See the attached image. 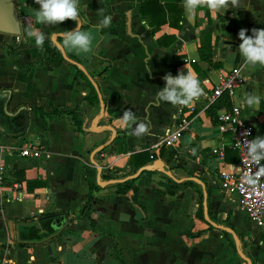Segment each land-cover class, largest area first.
<instances>
[{
    "label": "crops",
    "instance_id": "obj_1",
    "mask_svg": "<svg viewBox=\"0 0 264 264\" xmlns=\"http://www.w3.org/2000/svg\"><path fill=\"white\" fill-rule=\"evenodd\" d=\"M158 1L165 10L160 17L155 16L158 14L154 10L153 14L141 13L144 0H80L81 30L92 34L91 51L69 50L63 45V37H58L67 55L80 63L98 85L105 109L97 127L111 125L116 130L113 142L94 156L101 167L99 174L91 162V152L107 142L112 132L87 130L100 111L96 90L98 102L95 98L88 100L94 95L89 79L82 78L79 69L65 60L58 66L51 65L43 44L36 45L27 35L29 29L39 28L45 33L44 43L55 46L52 35L70 31L77 21L66 20L58 26L39 24L35 19L39 5L34 0H15L21 34L0 32V89L6 90L0 120L7 121L9 126L12 123L13 132L0 131V138L11 146L33 138L44 153L37 159L10 158L7 183L20 185L23 196L0 201V264H178L175 254L185 251L183 243L174 244V198L187 193L188 188L168 194L165 176L178 177L179 182L198 181L204 219L212 212L211 206L236 208L243 214L237 197L224 196L219 189V169L231 170L238 163L225 160L226 149H233L230 136L216 128L207 107L201 104L188 111L190 124L180 132L178 143L164 147L174 152L169 162L161 159L164 169L142 172L136 178L137 203L132 191L119 194L115 184L90 192L91 186L98 185L99 177L107 181L104 174L126 178L136 173L130 163L131 155L159 151L155 148L160 140L176 131L180 105L157 100L163 77L169 72L175 77L180 72L194 71L204 90L212 88L231 69L242 67L244 83L237 89L235 100L244 119L254 125V136H264V65L244 67V58L238 53L241 29L251 35L252 29L264 28V0H238L224 14L215 15L206 6L207 0H201L193 16L186 14L184 0ZM105 16L112 17L107 27L101 23ZM163 17V23L151 34L153 18L158 21ZM206 35L211 38L213 66L199 56ZM8 91L12 93L8 111L28 110L29 122L24 133H20L23 109L15 117L3 113ZM246 93L259 95V104L244 106ZM60 108L81 109L80 127L72 114L50 113ZM126 111L133 113L135 119L125 123ZM141 125L146 129L143 133L138 132ZM217 149L224 151V163L216 161ZM152 163L144 167H151ZM90 196L92 208L81 213ZM60 213L68 214L67 226L57 236L41 241L54 233L50 216ZM9 220L13 226L31 223L19 226L20 239L40 242L12 239ZM249 229L253 232L248 248L250 262L264 264V225L253 222Z\"/></svg>",
    "mask_w": 264,
    "mask_h": 264
},
{
    "label": "built area",
    "instance_id": "obj_2",
    "mask_svg": "<svg viewBox=\"0 0 264 264\" xmlns=\"http://www.w3.org/2000/svg\"><path fill=\"white\" fill-rule=\"evenodd\" d=\"M244 78L242 67H235L220 76L212 88L204 89L203 93L189 104L180 105L177 108L176 131L164 136L155 149L174 147L178 143L180 132L187 130L190 124L188 111H193L199 104L208 107L223 92H226L231 99L232 107L231 109L222 108L218 111L219 124L216 128L221 133H227L230 136V146L237 151L239 161L237 166L231 170L219 169V189L224 196L237 197L239 210L249 220L258 225H264V176H260L255 185L248 184L245 179L248 174L255 175L259 165L251 162L245 147L247 141L255 138L254 125L244 119L242 108L235 100L237 89L243 85ZM214 152L216 161L224 163V151L217 149ZM43 153L39 142L33 138L23 139L18 146H11L0 138V201L18 200L23 196L20 185L7 183L10 158L37 159ZM260 165H262V160Z\"/></svg>",
    "mask_w": 264,
    "mask_h": 264
},
{
    "label": "clouds",
    "instance_id": "obj_3",
    "mask_svg": "<svg viewBox=\"0 0 264 264\" xmlns=\"http://www.w3.org/2000/svg\"><path fill=\"white\" fill-rule=\"evenodd\" d=\"M238 0H207L206 6L213 14L223 13L229 6L237 4ZM39 8L35 10V19L42 25H56L65 20L78 21V27L72 31H63V45L69 50L78 53H88L92 47V34L88 31H82L80 27V0H34ZM201 0H184L183 7L188 16L196 14L200 7ZM112 21L111 16H105L102 20V26L107 27ZM147 24V21L144 22ZM245 29L238 32V38L241 41L238 46V53L244 58V67L264 65V28L252 29L251 35H246ZM29 38L35 41L36 45H42L45 41V33L39 28L29 29L27 32ZM164 85L159 88L157 100L169 102L173 105H187L193 99L203 93L201 81L194 71L180 72L175 77L166 73L163 77ZM261 97L256 94L246 93L243 97V105L253 107L259 104ZM134 114L126 111L123 115L125 123L134 120ZM141 125L139 133L145 131ZM247 156L251 162L259 165L255 175L248 174L246 182L255 185L260 176H264V165L260 161L264 159V136H257L246 142Z\"/></svg>",
    "mask_w": 264,
    "mask_h": 264
},
{
    "label": "rangeland",
    "instance_id": "obj_4",
    "mask_svg": "<svg viewBox=\"0 0 264 264\" xmlns=\"http://www.w3.org/2000/svg\"><path fill=\"white\" fill-rule=\"evenodd\" d=\"M196 183L200 189L198 181ZM206 194L205 200L209 206V194ZM219 198L222 200V197ZM198 205V194L190 188L181 197L174 198V244L183 243L185 251L175 254L176 263L249 264L252 259L248 248L253 233L249 227L253 226V222L238 213L236 208H213L211 203L212 212L206 215V219L200 220L196 217ZM233 229L242 236L234 234ZM232 243L234 248L231 247Z\"/></svg>",
    "mask_w": 264,
    "mask_h": 264
},
{
    "label": "trees",
    "instance_id": "obj_5",
    "mask_svg": "<svg viewBox=\"0 0 264 264\" xmlns=\"http://www.w3.org/2000/svg\"><path fill=\"white\" fill-rule=\"evenodd\" d=\"M153 10L158 14L155 15L156 17H160L161 13H165V10L162 9V5L160 4V2L158 0H144V2L142 3V7H141V13L143 15L148 14V12H151L153 14ZM70 20V19H69ZM165 20V18L163 17L162 19L157 21H154L153 18V22H152V26L153 29H151L150 33L154 34L156 32V30L159 28V26L163 23V21ZM66 21V20H65ZM56 26H58V24H56ZM61 38L58 40L61 43ZM160 44H163V42L159 41ZM43 49L48 53L49 55V62L51 65L53 66H58L60 65L64 59L61 55V52L59 51V49L56 46H52L51 42H46L43 43ZM69 57H71L70 55H68ZM199 56L200 59L202 61H206L208 62L210 65L213 66L212 64V46H211V38L209 35H206L200 44L199 47ZM73 58V57H71ZM79 75L87 80V77L85 76V74L78 70ZM88 83L90 84L92 90L94 91V95L92 97H88L89 99H93L95 98V100H97L98 102V98L96 96V92L94 87L92 86V84L89 82V80H87ZM232 107V102L231 99L229 97V95L226 92H223L216 100L215 102H213L212 104H210L207 107V114L210 117L211 122L214 125H218L219 124V120L217 118V113L220 109L222 108H227V109H231ZM44 115L49 114V113H45L42 112ZM50 113L52 114H62V113H68V114H72L74 121L76 122V124L80 127L81 125V120L79 118V115L81 114V109H53ZM225 160L227 162H235L237 163L239 161L238 159V154L236 152V150L233 149H226V153H225ZM174 156V152H169L167 150H165L164 147H161L159 151H155V150H145V151H140V152H136L134 154L131 155V166L134 167L135 171H138L139 169L143 168L144 166H146L149 163H152L154 160L156 159H162L166 162H169L172 157ZM144 172H156L153 169H148L145 170ZM143 172V173H144ZM104 179L110 180V179H117L116 176H111V175H103ZM165 178L168 180L169 183V187L167 190V193L170 195H175L178 192L186 189V188H193L195 191L198 192L199 194V199H200V204L199 207L196 211V216L199 219H204V209H203V194H202V190L198 189L197 186L198 184L194 181V180H184V181H178L173 177H166ZM136 179H130V180H125L121 183H117L114 186L117 188V192L119 194H126L129 191L133 192V201L135 203H137V187L134 185ZM95 188H100L99 185H94L90 187V192L91 190L95 189ZM92 208V198L91 196L88 198V200L84 203V205L82 206L80 212L83 213L85 210L91 209ZM93 224V223H92ZM239 235V234H238ZM240 236H242L240 234ZM262 240L264 241V234L262 236ZM233 247V243L231 244Z\"/></svg>",
    "mask_w": 264,
    "mask_h": 264
},
{
    "label": "water",
    "instance_id": "obj_6",
    "mask_svg": "<svg viewBox=\"0 0 264 264\" xmlns=\"http://www.w3.org/2000/svg\"><path fill=\"white\" fill-rule=\"evenodd\" d=\"M78 23L79 22L77 21V25L73 29H71L70 31L75 30L78 27ZM128 24H129V17H128ZM80 27H81V21H80ZM0 32L5 33V34H9V35H14V36H19L21 34L20 16L18 13L17 6L15 4V0H0ZM61 36H62V33L56 32L52 35L51 40L54 42L55 46L61 52L63 59L65 61L71 63L72 65L76 66L79 70H81L87 76V78L89 79V81L91 82L93 87L95 88V90L98 94V97H99V102H100L99 115L97 117L93 118V120L91 122V126L89 128H87V130L92 131V132H100V131H104V130H109L112 132V136L107 142L99 145L98 147H96L91 152V157H90L91 162L97 167L98 173L100 174L101 173V167L94 160V156L96 154L100 153L106 146H108L110 143L113 142V140L116 137V130L111 125H104L100 128L97 127V124H98L99 120L101 119V117L104 113V109H105V104H104V101H103L102 96L100 94V90L98 88L97 83L92 78V76L86 71V69L80 63L71 59L67 55L62 44L58 41V37H61ZM5 93H6L5 89H0V106H1V100L3 99L2 95ZM11 98H12V93L8 91L7 96L3 102V113L9 117H15L23 109L24 110V124H23V128L21 129L20 133H24L26 131V128H27V125L29 122L28 110L26 108H22V109L19 108L14 112L8 111V104H9ZM11 124L12 123H10V127H12ZM84 126H85V124H83V128H84ZM0 131L2 133L9 134V131H7L2 125H0ZM13 134L16 135L17 133H13ZM164 167H165L164 161H162L161 159H156L151 164V167H143V168L139 169L136 173H134V174H132L126 178H117V179H110L107 181H102L99 177L97 180V183L101 187H105L107 185H114L117 183H121L125 180L136 179L145 170L153 169V170H160L161 171L164 169ZM50 217L53 218L52 221L50 222V226L54 229V233L48 235L47 237H45L41 241H44V240H47V239H50V238L57 236L68 224V214L67 213H60L58 215H51ZM29 224H31V223H17L13 226V222L9 220L8 221V227H9V231L11 234V238L16 239L18 242H24V243L40 242V241H31V240L20 239L19 226L20 225H29ZM249 264H251L250 261H249Z\"/></svg>",
    "mask_w": 264,
    "mask_h": 264
},
{
    "label": "flooded vegetation",
    "instance_id": "obj_7",
    "mask_svg": "<svg viewBox=\"0 0 264 264\" xmlns=\"http://www.w3.org/2000/svg\"><path fill=\"white\" fill-rule=\"evenodd\" d=\"M0 125H2L7 131L13 132V130L10 128L7 121L4 122V121L0 120Z\"/></svg>",
    "mask_w": 264,
    "mask_h": 264
}]
</instances>
